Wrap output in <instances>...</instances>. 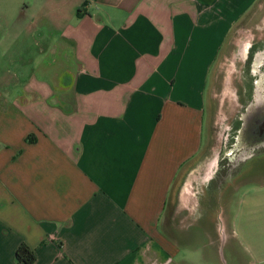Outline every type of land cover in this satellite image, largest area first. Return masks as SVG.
Wrapping results in <instances>:
<instances>
[{"label":"crops","instance_id":"0c3cea01","mask_svg":"<svg viewBox=\"0 0 264 264\" xmlns=\"http://www.w3.org/2000/svg\"><path fill=\"white\" fill-rule=\"evenodd\" d=\"M260 1L0 0V264L23 245L34 264H195L165 224L198 182L211 72Z\"/></svg>","mask_w":264,"mask_h":264},{"label":"rangeland","instance_id":"374dc122","mask_svg":"<svg viewBox=\"0 0 264 264\" xmlns=\"http://www.w3.org/2000/svg\"><path fill=\"white\" fill-rule=\"evenodd\" d=\"M249 42L264 44V0L233 29L209 77L198 180L207 163L217 155L222 159L230 148L227 137L238 127L246 106L242 52ZM232 175L212 192L206 190L209 181L195 183L188 205L171 208L165 231L178 243L176 261L236 264L243 261L244 248L264 247V153H257ZM201 232L210 235L197 234Z\"/></svg>","mask_w":264,"mask_h":264},{"label":"flooded vegetation","instance_id":"af4514ba","mask_svg":"<svg viewBox=\"0 0 264 264\" xmlns=\"http://www.w3.org/2000/svg\"><path fill=\"white\" fill-rule=\"evenodd\" d=\"M242 61L246 67L244 75L242 77L243 84L242 89L245 94L246 106L241 111L238 120V127L232 128L227 139L230 141V148H226L222 154L217 155L205 166L203 176L200 182H210L207 185V192H212L215 189V185L220 188L222 184L233 177L232 173H235L237 169H240L243 162V157L249 149L247 144V130L246 123L248 119V110L251 106H258L264 101V44L247 43L243 50ZM264 153V147L259 148L257 151ZM197 168V170H199ZM212 185V186H211Z\"/></svg>","mask_w":264,"mask_h":264},{"label":"water","instance_id":"95a60500","mask_svg":"<svg viewBox=\"0 0 264 264\" xmlns=\"http://www.w3.org/2000/svg\"><path fill=\"white\" fill-rule=\"evenodd\" d=\"M247 130V149L243 162L248 161L257 154V150L264 147V101L258 106H251L248 110L246 123Z\"/></svg>","mask_w":264,"mask_h":264},{"label":"trees","instance_id":"16d2710c","mask_svg":"<svg viewBox=\"0 0 264 264\" xmlns=\"http://www.w3.org/2000/svg\"><path fill=\"white\" fill-rule=\"evenodd\" d=\"M78 15L82 16V12H79ZM28 141L32 142V139L28 138ZM16 258L20 263L24 264H34L36 260L34 252L25 245L17 251Z\"/></svg>","mask_w":264,"mask_h":264}]
</instances>
